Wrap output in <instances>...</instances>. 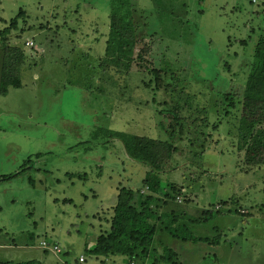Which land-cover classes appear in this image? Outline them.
<instances>
[{
    "label": "rangeland",
    "instance_id": "1",
    "mask_svg": "<svg viewBox=\"0 0 264 264\" xmlns=\"http://www.w3.org/2000/svg\"><path fill=\"white\" fill-rule=\"evenodd\" d=\"M117 2L0 1V30L16 17L0 56L7 44L25 53L21 87L0 95V176L18 173L0 180V261L78 264L83 253L85 264H99L89 249L108 226L118 187L144 186L149 165L159 195L171 184L196 194L195 214L203 206L216 211L217 193L226 194L228 184L233 190L250 181L241 203L259 204L264 216V166L248 168L237 149L239 99L255 41L264 35L259 1L129 0L139 56L126 72L97 70L81 52L103 54ZM152 67L161 69L157 89L145 86ZM106 130L145 135L149 165L130 159ZM178 195L168 202L175 210L188 206ZM257 237L255 252L248 244L226 245L222 261L264 264V228ZM42 240L62 252L42 250Z\"/></svg>",
    "mask_w": 264,
    "mask_h": 264
},
{
    "label": "trees",
    "instance_id": "2",
    "mask_svg": "<svg viewBox=\"0 0 264 264\" xmlns=\"http://www.w3.org/2000/svg\"><path fill=\"white\" fill-rule=\"evenodd\" d=\"M132 13L134 10L129 0H118L117 4L109 10L108 32L103 54L92 57L87 51L81 52L82 57L87 59L88 63L89 59L96 62L97 70L113 67L117 71L126 72L130 70L135 58L139 56L134 53L140 37L136 35ZM15 22L16 17L9 19L8 25L0 30V41L7 39L6 34ZM240 42L245 43L246 41L240 40ZM24 58L25 53L22 46L8 44L2 46L0 95H5L11 87H21L19 70ZM148 70L152 79H148L145 86L153 82L152 88H159L162 84L161 69L152 67ZM239 102L241 114L237 126V149L243 151L242 161L248 168L264 166V35H260L255 41L252 61ZM230 103V106L235 104L234 100ZM173 113L176 119V112ZM174 122L173 125L177 123ZM106 132L109 138H115L121 142L130 159L149 165L148 138L145 135L111 130H106ZM152 168L156 167L149 165L142 180L147 191L140 192L138 188L127 186L118 187L111 206L109 227L96 236L92 248L89 249L99 264H182L168 247L164 248L162 253H157L154 246L155 236L160 231L180 241H203L210 244L217 242V235L209 237L184 232L183 225L180 223L184 211L175 210L168 205L170 200L175 199V196H180L178 194H183L184 191L179 185L171 184L168 191L158 195L160 179L157 174L153 173ZM17 174L1 175L0 180L4 181ZM219 203L228 206L235 204V201L231 198L219 200ZM168 207L170 209H167ZM222 209L216 211H212L210 207L203 209L197 216L189 218V221H204L208 216ZM238 210L241 212L240 209ZM244 212L243 210L242 213ZM116 257L121 258L117 260ZM76 262L82 264L78 259ZM0 264H33V261L5 260L0 261Z\"/></svg>",
    "mask_w": 264,
    "mask_h": 264
},
{
    "label": "crops",
    "instance_id": "3",
    "mask_svg": "<svg viewBox=\"0 0 264 264\" xmlns=\"http://www.w3.org/2000/svg\"><path fill=\"white\" fill-rule=\"evenodd\" d=\"M257 1H259L261 5H259L258 9L255 10V12L260 13L261 10L264 9V0H257ZM263 23L264 22H262V24ZM258 27H261V24L258 25ZM146 171L144 173V176L146 174ZM144 176L142 177V180ZM179 186L181 187V190L184 191L182 194L186 198L184 199L185 200L184 203L188 204L187 207L181 209L184 211V215L181 217L180 223L183 225L184 232L186 233L191 232L193 235H201V236H209V237L213 235H217L218 237L217 242L215 244L212 243L210 244L203 241L201 242L180 241L172 238L169 234L160 231L155 236L154 246L157 253L159 254L162 253L163 249L168 247L172 250V252L175 253L176 259L180 261L182 264H207L206 263L207 255L212 256L214 264H225L222 261V258L224 259L225 252H223V249L224 250L226 249L225 247L226 245L232 248L231 245L236 244V246H238V244L241 245L248 244L253 249L254 252L256 251L255 248L257 247V244L258 243L261 244V242L258 241L257 232H260V230L264 228V216L256 212V210L259 209L258 207L259 204L255 203L256 207L250 205L249 208L251 209H249L246 205H243L241 203L243 197L240 194L241 191H245L247 193L249 187L252 186V183H250V181L244 184L236 183L235 188L233 190H231V185L228 184L227 188L229 191L226 194H218L220 193L218 192L217 195L218 197H220L219 200H226L228 198L229 199L232 198L235 201V204H229L228 207L216 213H213L212 215L208 216L206 220L201 222H191L189 221V218L195 217L198 214H200L201 210L206 209V206H203L198 214L192 212V211H196V209H199L197 201L195 203H190V201L196 198V194H194L193 196L191 192L187 193V190L184 188L183 185H179ZM131 188H138L139 190L141 188H146L145 191H147V187L145 184L144 186L140 185L138 187L136 186ZM204 198L205 197H200V200H202L203 203H205L206 201V199ZM111 206L106 211V212L110 211V214L108 213L107 214L108 216L105 217V224L108 222V226L105 227V229H108L109 227V217L112 213ZM260 207L264 209V204L261 203ZM239 208L245 209V212L244 213L240 212L238 210ZM6 248L9 249L12 247L10 244H8L7 247L6 245L3 246V249ZM221 252H223L222 255ZM79 255H84V254L82 253ZM4 257H6L5 259H7V257L9 256L4 254ZM120 258L121 257H116L117 260H119ZM256 259L257 257L255 256L252 259V261L254 262ZM95 261L98 262L96 259ZM213 262H208V264H212ZM82 264H85V262Z\"/></svg>",
    "mask_w": 264,
    "mask_h": 264
},
{
    "label": "built area",
    "instance_id": "4",
    "mask_svg": "<svg viewBox=\"0 0 264 264\" xmlns=\"http://www.w3.org/2000/svg\"><path fill=\"white\" fill-rule=\"evenodd\" d=\"M251 2H257V0H251ZM24 44H26V45H32L33 43H32L31 40L27 39V40L24 41ZM145 189H146V188H141L139 191H140V192H144ZM220 207H221V203H218V204H216V205L214 206V208L217 209V210H218ZM241 212H243V210H241ZM39 246H40L42 249H45V250H47V251L52 252L53 254H59V253L61 252V248H60L59 244H58V243H55V242H49V241H47V240H42V241H40ZM77 259H78V261H79L80 263H83V262L85 261V257H84V255H79ZM130 264H132V263H130Z\"/></svg>",
    "mask_w": 264,
    "mask_h": 264
}]
</instances>
